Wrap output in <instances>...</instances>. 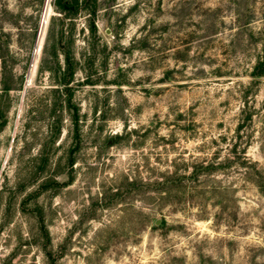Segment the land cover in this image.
<instances>
[{"label":"rangeland","instance_id":"374dc122","mask_svg":"<svg viewBox=\"0 0 264 264\" xmlns=\"http://www.w3.org/2000/svg\"><path fill=\"white\" fill-rule=\"evenodd\" d=\"M55 1L0 0V264H264V0Z\"/></svg>","mask_w":264,"mask_h":264},{"label":"trees","instance_id":"16d2710c","mask_svg":"<svg viewBox=\"0 0 264 264\" xmlns=\"http://www.w3.org/2000/svg\"><path fill=\"white\" fill-rule=\"evenodd\" d=\"M55 5L61 10V12L65 13V16L67 18L74 17V15H76V13L78 12V9L81 6L79 0H56ZM90 13L94 15L96 11L92 10V12ZM89 28L93 34L97 33V26L93 19H92L91 24L89 25ZM53 55L54 57H57V53L54 52ZM48 70L51 73L55 74L58 85L64 86L63 92H64V95H66L65 96L66 98L64 101L68 102V106H67L68 110L73 111V113L71 114V119L73 123L77 126L79 123L78 109L76 107H72L71 105L73 94L71 91V87L69 86L75 74V64H74L73 58L71 57V54L68 52H65V68L63 70H61L60 68V71L59 70L57 71L53 67H49ZM263 75H264V57H260L254 66L252 76L260 77ZM55 89L56 90H53V92L55 93L58 92V94H60L61 91L59 87ZM71 162H74V160H72ZM165 180H167V178ZM161 184L163 186H166L167 182L164 181V182H161Z\"/></svg>","mask_w":264,"mask_h":264}]
</instances>
